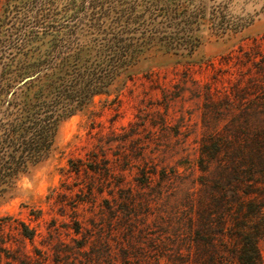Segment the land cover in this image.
<instances>
[{"label":"rangeland","instance_id":"374dc122","mask_svg":"<svg viewBox=\"0 0 264 264\" xmlns=\"http://www.w3.org/2000/svg\"><path fill=\"white\" fill-rule=\"evenodd\" d=\"M72 1L0 0V59ZM204 2L193 54L146 52L0 196V264H247L249 234L264 264V0Z\"/></svg>","mask_w":264,"mask_h":264},{"label":"trees","instance_id":"16d2710c","mask_svg":"<svg viewBox=\"0 0 264 264\" xmlns=\"http://www.w3.org/2000/svg\"><path fill=\"white\" fill-rule=\"evenodd\" d=\"M69 5L75 8L71 14L24 32L20 44L0 59V196L51 156L63 121L109 93L146 52L193 54L208 19L204 0H94L97 11L88 20L77 1ZM248 24L223 22L222 33ZM22 227L23 236L32 239L34 231ZM243 257L257 264L250 234Z\"/></svg>","mask_w":264,"mask_h":264}]
</instances>
